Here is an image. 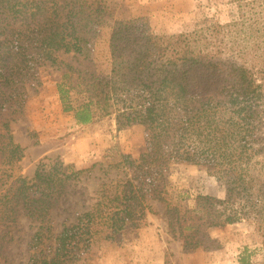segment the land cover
I'll use <instances>...</instances> for the list:
<instances>
[{"label": "trees", "instance_id": "trees-1", "mask_svg": "<svg viewBox=\"0 0 264 264\" xmlns=\"http://www.w3.org/2000/svg\"><path fill=\"white\" fill-rule=\"evenodd\" d=\"M237 3V19L186 33L134 35L117 22L108 44L110 73L104 76L94 63L86 28L107 10L106 0H0V252L25 216L36 229L27 264H92L101 245L121 239L115 216L131 209L143 214L159 193L154 173L175 165L203 167L219 182L220 196H194L191 208L176 221L172 216L176 228L170 220L185 254L220 250L208 230L238 222V213H228L237 203L257 210V229L264 234V69L242 63L248 50L229 55L221 37L236 29V41L246 30V37L262 39L264 0ZM257 51L256 45L249 50ZM44 67L56 73L62 111L77 126L106 120L115 122L117 132L142 126L151 144L139 158L127 157L128 179L100 185L91 209L64 227L47 252L51 211L100 166L77 169L46 157L32 179L18 178L24 149L15 142V126L25 120L31 94L42 87ZM174 258L167 252L164 264H174Z\"/></svg>", "mask_w": 264, "mask_h": 264}, {"label": "rangeland", "instance_id": "rangeland-1", "mask_svg": "<svg viewBox=\"0 0 264 264\" xmlns=\"http://www.w3.org/2000/svg\"><path fill=\"white\" fill-rule=\"evenodd\" d=\"M238 5L237 0H106L107 10L94 16L88 24L86 40L99 73L107 76L110 73L109 37L117 22H123L134 35L186 33L198 26L209 27L212 22L225 25L237 19ZM245 12L250 16L249 6ZM259 20L258 29L263 36L260 40L246 37V28V33L237 41L232 36L238 33L236 29L232 34L225 30L221 36L222 46L229 55L239 56L240 52L248 50L242 63L257 70L264 69V12ZM202 21L208 22L202 26ZM255 45L258 51L249 52ZM41 77L42 87L31 94L25 106V120L15 126V142L24 149L18 178L32 179L39 162L46 157L77 169L100 166L77 181L69 189L67 198L51 211L46 224V228H50V239L44 246L47 252L64 227L73 225L78 215L91 209L100 185L103 182L115 185L120 179H128L127 157L139 158L151 150V144L142 126L121 132L116 131L114 121L108 120L94 127L77 126L72 115L62 111L53 68H42ZM116 163L121 166L114 168ZM153 181L159 193L148 201L143 214L131 209L123 216H115L121 239L101 245L92 264H164L167 252L174 254V264H264V234L257 229L260 224L254 213L257 210L240 203L228 207V213H238V222L208 230L210 237L220 243V250L183 252L184 241L172 231L170 220L176 228L179 213L194 205V196L209 193L220 196L219 192L216 194L217 177H210L205 168L185 165L162 168L154 173ZM124 188L120 186L119 190ZM35 232L30 220L20 217L16 228L1 244L0 264H27L28 244Z\"/></svg>", "mask_w": 264, "mask_h": 264}]
</instances>
